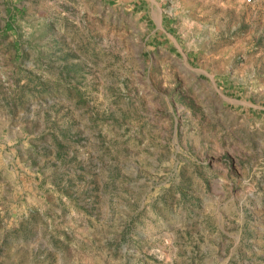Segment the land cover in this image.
Here are the masks:
<instances>
[{
    "label": "rangeland",
    "instance_id": "374dc122",
    "mask_svg": "<svg viewBox=\"0 0 264 264\" xmlns=\"http://www.w3.org/2000/svg\"><path fill=\"white\" fill-rule=\"evenodd\" d=\"M0 264H264V0H0Z\"/></svg>",
    "mask_w": 264,
    "mask_h": 264
}]
</instances>
